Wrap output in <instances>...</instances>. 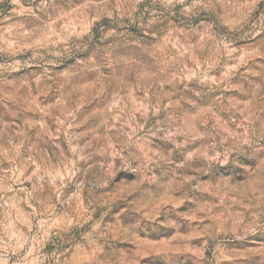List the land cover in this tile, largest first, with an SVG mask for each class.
<instances>
[{
    "label": "rangeland",
    "instance_id": "rangeland-1",
    "mask_svg": "<svg viewBox=\"0 0 264 264\" xmlns=\"http://www.w3.org/2000/svg\"><path fill=\"white\" fill-rule=\"evenodd\" d=\"M0 264H264V0H0Z\"/></svg>",
    "mask_w": 264,
    "mask_h": 264
}]
</instances>
